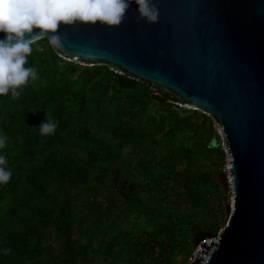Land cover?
Masks as SVG:
<instances>
[{
  "label": "trees",
  "instance_id": "obj_1",
  "mask_svg": "<svg viewBox=\"0 0 264 264\" xmlns=\"http://www.w3.org/2000/svg\"><path fill=\"white\" fill-rule=\"evenodd\" d=\"M42 40L33 43L27 66L44 51ZM50 55L56 64L63 57L53 45ZM72 75L83 78L81 86L96 84L102 90V100L119 102L114 111L118 121L112 120L107 128L111 135L105 127L95 129L92 136L74 132L73 111L67 100L81 104L84 113L88 107L85 95H80L84 89L64 86L57 75L39 90L30 81L26 86L32 98L18 112L10 93L0 96V131H4L0 134L8 137L2 151L7 156L6 166L12 170L11 180L0 185V264H97L96 256L101 254L107 236L112 243L103 255L111 254L119 261L126 254L131 264H158L152 248L134 242L132 230L140 220L146 225H161L172 242L177 237L193 248L218 237V222L199 216L200 211L195 210L183 216L179 207L173 206L181 186L213 185L222 192L221 183L215 182L211 173L194 170L205 142L203 124L196 119L206 115L181 106L173 94L128 74L68 63L62 78ZM141 86L153 88L159 95L141 91ZM153 103L166 111L158 117L150 115ZM105 111L102 108L101 113ZM146 116L153 120L150 132L133 124V119L141 121ZM45 118L59 122L54 135L40 134L38 126ZM89 126L95 128L93 123ZM214 132L213 137L222 143L218 131ZM178 134L192 143L177 145ZM135 139L134 148L143 157L133 164L125 161L123 150ZM161 146H166L168 153L157 159L154 153ZM214 149L221 157L227 155L222 145L216 144ZM139 169L146 178H141ZM198 206H205L202 211L207 207ZM224 213L222 209L220 215ZM5 248L10 251L4 253Z\"/></svg>",
  "mask_w": 264,
  "mask_h": 264
},
{
  "label": "water",
  "instance_id": "obj_2",
  "mask_svg": "<svg viewBox=\"0 0 264 264\" xmlns=\"http://www.w3.org/2000/svg\"><path fill=\"white\" fill-rule=\"evenodd\" d=\"M155 2V23L140 19L133 3L117 27L61 24L56 47L63 57L160 87L214 119L234 196L218 241H206L193 264H264V0Z\"/></svg>",
  "mask_w": 264,
  "mask_h": 264
},
{
  "label": "rangeland",
  "instance_id": "obj_3",
  "mask_svg": "<svg viewBox=\"0 0 264 264\" xmlns=\"http://www.w3.org/2000/svg\"><path fill=\"white\" fill-rule=\"evenodd\" d=\"M41 43L44 47V51L36 56L34 62H29V66H34L38 71V78L35 81H31L33 88L37 90L42 89L50 81V78L53 75H57L58 81L60 79H63L64 86L71 85L73 89H84V91L80 92V95H85V99L88 105L87 110L84 113L82 112L81 104L72 101L71 98H68L67 100V103L70 105L73 111L71 126L74 128V132L80 136L81 134L92 136V133L95 131V129H103L105 127L106 134L111 135V129L107 128H109L108 125L110 124V122L116 119L114 111L119 108V102H111L112 98H106L105 100H102V90L98 86H96V84L93 85L92 83H88L85 86H81L83 83V78L81 76L72 75L68 76L67 78H62V75L66 72L68 63L78 65L79 67H102L105 73H107L108 71H113L118 74L123 73L121 71L113 69L108 64L87 63L79 59H70L68 57H62V60L56 64L51 60V44L49 43V41L42 40ZM49 72H51V75L48 74ZM102 76L103 75L99 76L97 79H100ZM144 87L141 86V91H150V93H152L154 96L159 95V93L153 88H150L149 90L145 89ZM31 98L32 96L30 94V88L28 86H24L23 90L20 91L19 96L16 98L13 97L16 102L15 111L18 112L21 107L28 104ZM170 102H173L175 104L179 103L176 101ZM102 108L106 110L103 114L101 113ZM189 109L191 111L195 110L192 108ZM107 111L108 117L106 116ZM164 111H166V108L162 107L158 103H153L151 104L148 113L152 116L158 117ZM200 113L203 112L200 111ZM205 115L206 116H203V114H201V116L196 119L197 123L203 124L205 142L204 145H202L201 152L198 155L200 157V160L194 166V170L211 173L213 175V180L215 182L221 183L222 194L217 191L213 185L195 184L191 189H187L185 188V186H181L178 190L180 193V195L178 196L179 200L175 201L173 203V206L179 207L178 211L183 216L192 213L194 210L200 211L199 216L206 217L209 221L212 220L214 222H218L222 229L225 225L226 211L223 216L220 215V211L222 209L226 210V206L228 205V203L232 202V197L234 196L233 184L229 182V175L224 171V165H226V163L228 162V156L226 155L224 157H221L216 154V151L214 149L216 144H218V146L222 145V147L225 149L221 131L216 127L214 119L210 115ZM121 119L122 118H120L119 121ZM126 119L130 120V118L124 116V120ZM83 120L89 121V124L87 125L86 122H83ZM116 121H118V119H116ZM91 123H93V126H95V128L89 126ZM133 124L136 126H142L148 132L153 130V120L152 118H147V116L144 117V119L141 121L133 119ZM214 129L217 130L219 135L221 136L222 143L219 138L217 140L215 137H213V133H215ZM0 133H4V131L1 130ZM103 134H105V132ZM113 135L116 136L115 133H113ZM159 137L161 138L162 135H159ZM81 139L86 140L85 137H82ZM136 141L137 139L131 142V146H127L123 150L124 156L126 157L125 161L128 159L129 162L133 164L135 163V161H138L139 159H141V157H143L142 154H137V149L134 148V143ZM184 142L188 143L189 145L192 143L187 140L184 134H178L176 137V144L181 145ZM167 153L168 148L166 146H161L157 149V151H155L154 155L157 159H164ZM157 171H159V168L157 169ZM137 172L142 173V179L146 178L143 171H140L139 169L137 170ZM186 184L187 182L184 185ZM175 198L176 196L173 195V199ZM198 204H205L207 207L202 211L205 206L199 207ZM138 224L139 225H136V227L132 230L134 242H141L142 245L152 248L153 256L156 258L158 264H187V257L190 250L193 248V245L189 244L185 246L183 242L179 240L180 238L177 237H174V240L172 242L170 236H168L162 230L161 225H146V222L144 220H140ZM131 227L132 225H128V228ZM168 229L169 225H167V230ZM218 237H214L212 239H218ZM104 238V244H102V246L100 245V250L102 252L100 255L96 256L97 264H131L129 261L130 255L123 254L120 257L119 261H116V257H114L113 255L111 256V254L107 255L105 253L103 255L105 251L104 249L109 248L112 243L110 241V236Z\"/></svg>",
  "mask_w": 264,
  "mask_h": 264
},
{
  "label": "clouds",
  "instance_id": "obj_4",
  "mask_svg": "<svg viewBox=\"0 0 264 264\" xmlns=\"http://www.w3.org/2000/svg\"><path fill=\"white\" fill-rule=\"evenodd\" d=\"M135 3L140 19L147 23L158 20L159 8L155 0H0V96L9 93L19 96L30 81L38 78L35 67L27 66L33 52V35L46 36L53 46H62L59 32L61 24L72 26L77 23L108 27L122 24L131 5ZM38 29V31H34ZM59 122L44 119L38 126L40 134L54 135ZM8 137L0 134V185L12 178L7 167ZM10 249H3L4 253Z\"/></svg>",
  "mask_w": 264,
  "mask_h": 264
},
{
  "label": "built area",
  "instance_id": "obj_5",
  "mask_svg": "<svg viewBox=\"0 0 264 264\" xmlns=\"http://www.w3.org/2000/svg\"><path fill=\"white\" fill-rule=\"evenodd\" d=\"M181 106H184L183 104H181ZM224 141V140H223ZM224 143V142H223ZM225 146V152L228 156V162L226 163L225 167H224V171L225 173H227L229 175V182L233 184V177L231 175V165H230V155H229V152H228V148L227 146L224 144ZM209 240H213L215 242L218 241V239H212V238H208L204 241H202L199 245H197L196 247L193 248V250L191 251V253L189 254L188 258H187V264H193L194 260L196 259V256L201 248V246L206 242V241H209Z\"/></svg>",
  "mask_w": 264,
  "mask_h": 264
}]
</instances>
